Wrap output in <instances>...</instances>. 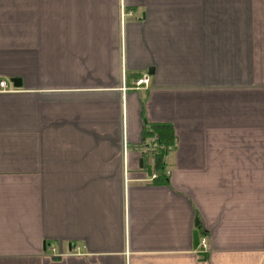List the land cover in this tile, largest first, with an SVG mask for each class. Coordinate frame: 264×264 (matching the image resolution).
Returning <instances> with one entry per match:
<instances>
[{
	"label": "crops",
	"instance_id": "1",
	"mask_svg": "<svg viewBox=\"0 0 264 264\" xmlns=\"http://www.w3.org/2000/svg\"><path fill=\"white\" fill-rule=\"evenodd\" d=\"M0 80V264H264V0H0Z\"/></svg>",
	"mask_w": 264,
	"mask_h": 264
},
{
	"label": "trees",
	"instance_id": "2",
	"mask_svg": "<svg viewBox=\"0 0 264 264\" xmlns=\"http://www.w3.org/2000/svg\"><path fill=\"white\" fill-rule=\"evenodd\" d=\"M145 141L154 144L151 149L152 157L155 160L156 168L162 170L164 167V156L170 150V147L174 145V135L168 125H150L145 126L144 130ZM151 170V169H150Z\"/></svg>",
	"mask_w": 264,
	"mask_h": 264
},
{
	"label": "built area",
	"instance_id": "3",
	"mask_svg": "<svg viewBox=\"0 0 264 264\" xmlns=\"http://www.w3.org/2000/svg\"><path fill=\"white\" fill-rule=\"evenodd\" d=\"M148 84H149V77H148V75H145V76H143L142 78H139V79H137V80L135 81V87H136V88H139V87H141V86H143V85L147 86ZM0 89H1V91H3V92H10V91L15 90L13 87H10V86L7 84V81H6V80H0ZM149 167H150V168L152 169V171H153V173L150 174L149 180H155V179L159 178V174H158V172H155V171H154V168H155V160H154L153 157L151 158V160H150V162H149ZM166 173H167V175L170 174L169 171H167ZM200 245H201L203 248L207 249L208 243H207L206 238H202V239H201V241H200ZM51 248L54 250L53 247H51Z\"/></svg>",
	"mask_w": 264,
	"mask_h": 264
},
{
	"label": "water",
	"instance_id": "4",
	"mask_svg": "<svg viewBox=\"0 0 264 264\" xmlns=\"http://www.w3.org/2000/svg\"><path fill=\"white\" fill-rule=\"evenodd\" d=\"M11 82L13 83L15 87H21V81L19 78H13L11 79ZM142 163H143V158L140 160V164Z\"/></svg>",
	"mask_w": 264,
	"mask_h": 264
},
{
	"label": "rangeland",
	"instance_id": "5",
	"mask_svg": "<svg viewBox=\"0 0 264 264\" xmlns=\"http://www.w3.org/2000/svg\"><path fill=\"white\" fill-rule=\"evenodd\" d=\"M151 158H152V155H151ZM165 175H167V174L165 173Z\"/></svg>",
	"mask_w": 264,
	"mask_h": 264
}]
</instances>
